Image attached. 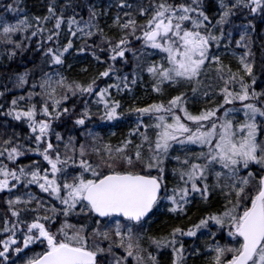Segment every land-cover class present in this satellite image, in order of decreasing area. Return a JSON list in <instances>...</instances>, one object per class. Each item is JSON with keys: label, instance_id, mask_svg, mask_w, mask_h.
<instances>
[{"label": "snow or ice", "instance_id": "1", "mask_svg": "<svg viewBox=\"0 0 264 264\" xmlns=\"http://www.w3.org/2000/svg\"><path fill=\"white\" fill-rule=\"evenodd\" d=\"M20 4L4 6L15 22L0 13V44L11 59L40 37L35 47L43 49V60L16 74L14 86H27L26 94L8 103V86L0 90V115L27 129L23 137L14 129L0 133V194L7 197L0 264H161L165 255L170 264L192 257L206 264H264V51L257 62L251 21L238 39L225 27L245 12L264 18V0H117L123 15L106 24L107 31L100 24L106 13L95 6L87 20H78L79 5L72 2L50 0L47 15L32 17ZM65 25L67 36L83 41L78 48L70 38L61 43ZM70 50L87 51L107 67L87 82L72 79L58 70L72 68L65 57ZM229 53L235 69L222 58ZM130 63L137 77L147 75L153 92L177 94L166 104L131 109L136 126L113 145L87 127L88 99L82 111L67 102L95 97L103 109L99 119L117 120L121 104L112 90L127 89L129 77L116 65ZM105 78L116 83L100 87ZM146 115L152 123H143ZM68 122L84 128L91 142L77 143L70 132L65 139L53 126ZM197 198L209 205L198 222L149 233L162 209L187 216ZM198 233L208 241L203 249L186 246Z\"/></svg>", "mask_w": 264, "mask_h": 264}, {"label": "trees", "instance_id": "2", "mask_svg": "<svg viewBox=\"0 0 264 264\" xmlns=\"http://www.w3.org/2000/svg\"><path fill=\"white\" fill-rule=\"evenodd\" d=\"M66 2H72L74 5H79L76 8L77 19L79 20L83 17L84 20L88 19V9L90 6H95V10L97 12H104L106 15H102L100 18V24L102 27H105L106 24H111L113 18L120 13L122 16V11L117 7V0H57V4L63 5ZM130 2H134V0H130ZM141 3L147 4L148 0H140ZM13 0H0V13H4L6 17L10 20V22H15V17L11 13H5L4 6L7 4H12ZM50 3V0H21L20 7H22L30 17L32 16H43L47 15V5ZM15 6V5H14ZM70 14V13H69ZM234 26L226 25L225 27L229 30H233V35L235 38L238 37V33L243 30L244 26L249 24L251 21L252 24L255 25V31L250 33L253 38L252 50L255 53V57L257 62L262 55V45H264V18H261L259 15L256 17L248 16L247 13H243L234 17ZM51 23L48 24V28H51ZM107 31V27H105ZM115 32V29H113ZM67 27L66 25L62 28V33L60 37L61 43H65L67 39H72L74 48H78L83 41L79 38V34L77 37H69L66 35ZM111 34V33H110ZM40 37L32 38V47H29L22 54H17V56L9 59L6 55L4 46L0 44V90H4L3 86L7 85L9 91L6 93V97L8 103H10V99L14 96L26 94V89H17L14 86L15 78L17 73L23 72L26 68L31 69L34 66H38L41 64L43 60V49H37L35 46L40 42ZM95 39V37H93ZM91 43V40L88 41ZM47 44L48 42L45 41ZM237 54H240V49H234ZM71 54L66 53V64H71L72 68H59L58 70L63 72L65 75L69 76L72 79H77L82 82L89 81L93 76H95L99 71H103L107 64H99L97 61L90 55L89 52H85L82 54H77L73 50H70ZM101 55V58L104 59L103 53H98ZM225 60V63H231L233 68L236 67V59L231 56L229 53L228 56L222 57ZM116 67L120 70V74L127 75L129 77V85L127 89L116 92L115 89L112 90V95L115 99L120 101L121 107L118 110L121 115L117 120L113 121H101L99 117L103 115L102 107L97 106L93 101L95 97H84V98H73L67 102L68 106H72L73 100L75 101V106L77 111H82L84 104L83 100L88 99V107L91 110L92 121L86 122L87 127L92 130L94 133H98L99 136L103 137L105 142L111 143L113 145H117L120 141L126 137L128 134L135 128L137 123V114L131 109L139 108V107H147L152 103H167V100L172 96L177 94L174 90L168 89L166 92L161 95L156 92H153L151 89V82L146 74H144L143 78H139L136 76V69L134 63H130L126 67H121L119 64ZM87 69L88 71H83ZM51 70V69H49ZM259 75V74H258ZM133 78L137 79V83L135 85L131 84V80ZM106 83H116V80L113 78L108 80L107 78L99 80L98 84L100 87H104ZM130 89V90H129ZM0 102H4V98H0ZM217 102L219 99L217 98ZM201 106H211V105H201ZM191 110V108H190ZM2 111V110H0ZM143 123L149 124L152 121L148 118V116L143 117ZM8 125H12L9 127ZM16 122L12 121L10 117H4L0 115V133L7 132L11 135L13 129L20 136L23 137L26 134V126L21 125L16 127ZM56 128V131L60 132L67 139V134L70 132L71 135L77 137V143H85L86 140L90 143L91 138L87 137L85 129L82 127H77L72 129L71 122H68L64 127H56V124L53 125ZM143 131V128H141ZM115 133V135H112ZM149 134H151V129H149ZM134 140L138 142L137 137H133ZM23 142V141H21ZM61 149L63 150V146L61 145ZM179 154V153H178ZM26 159V158H25ZM24 159V160H25ZM95 159V157H93ZM25 163V162H24ZM175 165L173 161L170 164H167V168L170 170ZM171 186V182H170ZM33 191V190H32ZM34 192V191H33ZM40 196V193L36 194ZM218 199H222V197H218ZM211 206L213 210L218 207L215 201H212ZM209 205L201 202L198 198L188 207L187 216H174L172 214L164 213V210H161L156 217L153 218V221L149 226V233L153 236H160L166 234L170 231L173 226L180 227H191L193 223L198 222V219L201 215L204 214V209L208 208ZM7 212V206L5 204L4 199H0V217H3ZM198 237L200 234L198 233ZM208 242L206 237L200 238H186L185 244L195 246L203 249V245ZM227 239L222 240L221 243H226ZM107 243V242H105ZM147 246V245H145ZM120 250H117L119 252ZM161 264H170V257L165 255L162 258ZM188 264H206V260L192 257L189 259Z\"/></svg>", "mask_w": 264, "mask_h": 264}, {"label": "flooded vegetation", "instance_id": "3", "mask_svg": "<svg viewBox=\"0 0 264 264\" xmlns=\"http://www.w3.org/2000/svg\"><path fill=\"white\" fill-rule=\"evenodd\" d=\"M24 159H25V158H23V162H25V163H30V161H29L27 158H26L25 160H24ZM33 159H40V157H39V156H36V155H33ZM31 190H33L35 194L40 193L39 190L36 189L35 187H33ZM40 196H44L45 198H47L46 194H42V193H40ZM6 198H7V197H6L5 195L0 194V199H4V201H5ZM36 250L39 251L40 249L37 248Z\"/></svg>", "mask_w": 264, "mask_h": 264}]
</instances>
